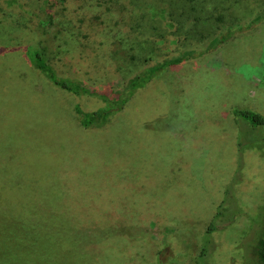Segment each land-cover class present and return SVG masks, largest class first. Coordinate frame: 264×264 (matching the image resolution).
Wrapping results in <instances>:
<instances>
[{
  "label": "rangeland",
  "instance_id": "1",
  "mask_svg": "<svg viewBox=\"0 0 264 264\" xmlns=\"http://www.w3.org/2000/svg\"><path fill=\"white\" fill-rule=\"evenodd\" d=\"M47 2L0 0V264H257L264 126L233 110L264 116V21L247 27L264 0H57L52 19ZM38 47L59 77L110 98L167 59L196 58L91 138L104 129L80 127L77 98L34 69Z\"/></svg>",
  "mask_w": 264,
  "mask_h": 264
},
{
  "label": "trees",
  "instance_id": "2",
  "mask_svg": "<svg viewBox=\"0 0 264 264\" xmlns=\"http://www.w3.org/2000/svg\"><path fill=\"white\" fill-rule=\"evenodd\" d=\"M78 2L79 0H76V3ZM46 8L48 15L52 19L55 16L56 9H62V4L57 3V0H48V2L46 3ZM263 21L264 11L258 14L251 22H249L247 27L251 28L252 26H256L257 24H260ZM31 24H33L32 21ZM197 24L198 21L193 24V27H196ZM244 28L245 27L241 25L239 27H236V29H229L226 34H223L218 39H216L213 48H218L230 42L231 39L236 36V30L241 31ZM203 54L204 53H202L200 56H202ZM194 58H196L194 51H189L181 57L167 59L161 64L152 66L151 68L147 69L144 73L132 77L126 84V87L124 88L120 96L115 98H110L105 93L100 92L98 89L93 88L92 86H87L85 82L59 77L57 72L52 68V66L48 62L44 47H38L36 50L33 51L32 64L34 66V69L43 77H46V79L54 87H56L61 92L67 95H71L72 97L77 98V103L74 105L73 111L80 127H82L84 130H93L95 128L104 129L103 133L101 131L94 132L91 136L92 138L93 135H108V133L112 130L113 126L118 122V116L122 114L123 110L133 98V96L137 94L138 91L143 90L150 82H152L156 77H158L162 71L168 70L169 68H172ZM83 98L96 99L103 103V106H100L95 110H85L81 104ZM233 115L238 119L250 121L255 127L264 126V116L254 111L235 108L233 110ZM84 136L85 134H83L82 136L79 132H77L76 134V137L79 141H81ZM127 155H131L130 150L128 151ZM130 162L131 160L127 158L125 159V161L119 160L117 161L116 166H118L119 169H127L130 165ZM13 172V175L18 176L15 169L13 170ZM111 183L115 185L118 184V182ZM102 193H100V195ZM95 202L103 211L102 213L104 215L110 213L114 208L113 204L110 205L108 200H101V197H98ZM123 218L124 215H121L119 218H117V221H114L115 224L121 222L120 220ZM99 221L100 222H97L95 226L104 231L107 225L102 223L101 220ZM216 230L217 227L215 223L211 222V224L207 228L206 234L210 235ZM115 235H118V233H116ZM207 246L208 245L206 243L205 246H203V257H206L208 253ZM118 255L120 256L119 252L114 253V256ZM254 255L256 257L257 264H264V227L262 230L261 237L258 239L255 245Z\"/></svg>",
  "mask_w": 264,
  "mask_h": 264
}]
</instances>
